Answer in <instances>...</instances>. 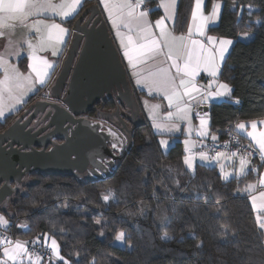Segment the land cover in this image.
<instances>
[{
    "label": "trees",
    "instance_id": "16d2710c",
    "mask_svg": "<svg viewBox=\"0 0 264 264\" xmlns=\"http://www.w3.org/2000/svg\"><path fill=\"white\" fill-rule=\"evenodd\" d=\"M192 1H178L175 30H184ZM220 1L218 26L209 31L234 39L220 79L233 88V101L239 98L241 103L226 99L210 104L214 131L240 120L264 117V0ZM82 3L80 13L89 5L99 7L96 0ZM150 14L155 16L158 11ZM245 32L253 38L238 39ZM18 63L24 69L25 57ZM126 77L135 107L130 114L129 106L119 102L117 111L131 137L114 174L92 178L68 173L28 174L20 184L24 191L16 190L6 206H0V214L11 225L6 231L14 239L27 242L45 234L54 236L68 264H264L263 230L256 223L249 196L241 192L246 181L257 179L263 162L256 163L255 171L251 167L246 174L232 175L228 181L222 179L215 163L196 162L194 169H188L183 162L182 140L171 136L174 141L170 149H163L159 143L162 135L141 112L139 95L145 92L134 86L128 72ZM40 91L0 119V131L29 103L45 97ZM95 102L106 113L116 107L107 104L111 101L106 96ZM91 114L98 113L90 109ZM109 191L114 196L105 202L102 197ZM222 206L225 211L217 214ZM141 208L143 215L139 214ZM161 210L168 217L163 224L157 219ZM121 231L125 233L123 246L115 240ZM165 233L172 239H161ZM197 244L202 247L197 248ZM62 262L51 258L44 264Z\"/></svg>",
    "mask_w": 264,
    "mask_h": 264
},
{
    "label": "snow or ice",
    "instance_id": "6c2138e0",
    "mask_svg": "<svg viewBox=\"0 0 264 264\" xmlns=\"http://www.w3.org/2000/svg\"><path fill=\"white\" fill-rule=\"evenodd\" d=\"M98 2L103 5L107 21L111 22V27L115 30V38L111 43L115 44L118 41V45L112 49V55L117 63L122 65L125 60L127 61L124 70H131V76L135 78V86L139 90L147 89L149 94H162L163 99L167 101L169 110L164 115L163 121L160 117L161 105H151L147 100L144 101V106L152 121V127L157 132L175 134L180 130V122L183 121L187 125L185 131L189 137L193 132H196L200 138L208 137L210 135L209 112L204 111L201 105L218 102L225 97L237 105L241 103L239 98H235L233 101L231 95L233 88L229 83L222 82L220 79L230 49L235 42L232 39L205 35V30L210 22L213 26H218L216 21L221 11L219 0H214L212 11L208 15L203 12L205 0H194L195 6L191 14L192 26L189 28L187 36L174 35L166 23L174 22L177 0H159L157 8H162L164 14L154 22L149 18L150 12L156 11L157 8H147L146 0H98ZM82 8V0H60L59 3L55 0H0V48H3V52H0V70L3 71V76L0 78V117H5L6 111L14 109L16 105L26 103L25 97L34 94V90L38 91V86H51L52 95H56L59 79L63 75L62 71L58 72V68L63 62L64 49L70 42L68 38L76 36L79 40L84 41L83 45H77L83 52L90 42L97 39L99 30L103 23H106H97L95 16L84 15L73 25L72 21L80 16ZM45 13H52L54 17H59L60 22L51 17L40 18ZM65 23L72 27H65ZM194 35L199 38H193ZM252 38L248 32H245L238 39L251 40ZM25 52L29 61L27 74L21 72L17 65L9 60V57L23 59L21 53ZM41 53H49V55ZM201 72L209 78L207 85L197 82V77ZM65 95L66 91L60 95L58 100L50 102L48 111L42 116L45 126L57 115V105L65 112H71L64 99ZM122 96L123 93L119 91L116 93L118 102L121 101ZM5 101L7 102L5 103ZM124 102L129 106L131 114L133 102L131 100H124ZM30 111H35V109ZM193 112L199 120V125L196 127L192 124ZM100 115L119 116L120 112L109 114L101 111ZM28 118V115L24 117L25 120ZM85 123L104 145L110 147L111 151V158L101 156L98 162L95 160V156L100 153L93 155V169L89 174L94 175L101 168H107V173L102 172V175L114 174L115 169L119 166L117 157L122 156L130 142L131 132L128 126L123 121L120 122L118 128L107 125L106 121H85ZM260 123L264 124V120H261ZM247 125H250V130L244 121L234 125L238 133L246 135L252 141L251 144L237 151H219L215 155H209L207 151L194 153L195 141L185 139L183 141L186 146V155L183 157L184 164L188 169H194L197 159L202 164L209 166L216 163L220 167L222 179L228 181L232 173L224 170L223 161H231L238 157L236 175L246 174L252 158V152L249 149L258 151L260 160L264 162V129H257L256 120L248 121ZM72 127L65 125L66 140L74 135ZM121 129L123 130L121 131ZM211 139L215 144L216 135L211 134ZM159 143L166 150L170 149L168 140H160ZM223 147H228L227 142ZM252 170L255 171V168L253 167ZM179 183V180L175 181L177 187H179ZM258 183L264 186V174L260 175ZM0 188L6 189L11 194H14L16 190L24 191L20 188L19 181L16 189H11L7 181L4 185H0ZM255 188L256 184H248L245 191ZM112 196L114 193L109 191L108 194L103 195L102 199L107 202ZM153 196L159 199L155 192H153ZM166 198L169 197L166 196ZM250 199L252 206L258 212L256 223L259 229L264 230V191H261L259 196H251ZM258 199L260 200L259 204H257ZM4 203L6 206V201ZM217 204H220L219 200ZM173 211H175L174 208ZM222 211H225L223 206L217 209V214ZM139 214H144L143 208L140 209ZM157 219L163 224L168 220V217L161 210V215ZM99 223L100 221H97V224ZM0 226H3L5 230L11 226L9 219L3 214H0ZM124 239L123 231L115 237L116 241ZM161 239L171 240L172 237L165 233ZM49 240L50 243H48ZM44 242L54 257L63 261V264H68V261L60 255V247L54 236L49 237L45 234ZM27 244V241H12L7 237L0 239V245H4L0 264H10V262L11 264H21L22 257L31 259L32 254L28 252ZM196 247L200 248L202 244H197ZM39 259L40 257L36 256L33 264H38Z\"/></svg>",
    "mask_w": 264,
    "mask_h": 264
},
{
    "label": "water",
    "instance_id": "95a60500",
    "mask_svg": "<svg viewBox=\"0 0 264 264\" xmlns=\"http://www.w3.org/2000/svg\"><path fill=\"white\" fill-rule=\"evenodd\" d=\"M84 15L95 16L97 23L105 22L99 8L96 5H89L76 18L73 25ZM111 41L113 40L106 23H103L99 30L97 39L90 42L83 52L77 45H83L84 41L72 36L58 71L63 73L59 79L60 88L65 85L64 99L71 112H65L57 105V115L45 126L48 127L46 134L51 139L58 137L62 141L53 143L49 140L48 142L52 144L46 149V144L34 140L42 136L41 130L38 127L33 128L29 123L32 119H38V122L42 120L43 114L48 111L51 100L48 97H39L29 103L7 127L0 131V185H4L7 181L11 189H15L16 184L18 181L21 182L23 176L35 171L78 175L77 171L82 170L87 163L93 166L95 153H100L95 156L97 162L100 161L101 156L111 158L110 147L104 145L85 123V121L100 120L80 115L86 112L91 104L104 93L111 94L114 89L124 94L129 93L126 71L123 64H118L112 55L115 44H112ZM38 105H41L39 109H37ZM33 109L35 111H30ZM60 111H63L62 115ZM26 115L29 117L28 120L24 119ZM251 120L257 121L258 130L264 129V124L260 123L264 117ZM251 120H240L236 123L244 121L250 130V125H247V122ZM65 125L73 126L74 135H71L68 140L65 139ZM233 130L243 139L252 143L249 137L238 133L234 126ZM58 131H61V134L57 133ZM36 143L41 145V148L35 147ZM261 174H264V166L258 174V181ZM10 195L11 193H8L6 189L0 188V206Z\"/></svg>",
    "mask_w": 264,
    "mask_h": 264
},
{
    "label": "crops",
    "instance_id": "0c3cea01",
    "mask_svg": "<svg viewBox=\"0 0 264 264\" xmlns=\"http://www.w3.org/2000/svg\"><path fill=\"white\" fill-rule=\"evenodd\" d=\"M96 1H97L98 6H99V7H98L99 10H101V11H100V12H101V15H102L104 21H105L106 24H107V27H108L109 33H110V35H111V37H112V40H113V39L115 38V30L112 29V27H111V22H110V21H107V14H106V12L103 11V5H100L99 2H98V0H96ZM178 1H179V0H177V6H178V3H179ZM55 2L59 3L60 0H55ZM82 2H83V0H82ZM219 2H220V4H221V8H222V1L219 0ZM158 3H159V0H146V7L149 8V9L157 8V4H158ZM213 3H214V0H205L204 7H203V12H204L205 15L210 14V12L212 11V5H213ZM194 6H195V4H194V0H193V1H192V4H191L190 13H189V16H188V18H187L186 26H185L184 30H182V31H177V30H175L174 26H175L176 15H175V18H174V22H173V21L166 22V23L168 24L169 29L173 32L174 35H176V36H181V35L187 36V35H188L189 28L192 26V18H191V14H192V11H193ZM176 10H177V8H176ZM156 11H158V14H157V15L152 16V15L150 14V17H149L150 20H152L153 22H154L156 19H158L161 15L164 14L162 8H157ZM150 13H151V12H150ZM219 16H220V15H219ZM44 17H51V18L55 19L57 22H60V18H59V17H54L52 13H45L44 16H43V17H40V18H44ZM218 20H219V17H218ZM218 20L216 21V24L218 23ZM64 26L67 27L65 24H64ZM212 26H213V25H212V23L210 22L209 25H208V27H207L206 30H205V35H213V36H217V37H223V38H227V39H232V40L234 41L233 38H229V37H225V36H219V35H217V34L211 33V32L209 31V28L212 27ZM249 34H250V33H249ZM250 35H251V34H250ZM242 36H243V34H242V35H239L238 38H240V37H242ZM193 38H199V37H197V36L194 35ZM68 39H69L70 42H69L67 48L69 47V45H70V43H71L72 37H70V38H68ZM241 40H243V39H241ZM243 41H244V40H243ZM115 45H118V41H116ZM67 48L64 49V56L62 57V60H63V58L65 57V54H66ZM0 52H3V48H0ZM41 54H42V55H49V53H41ZM120 54L122 55V52H121ZM21 56L25 57V68H24V69H22V68L19 66V63H18L19 60H20L19 57H9V60H10L11 63L16 64L17 67L20 69L21 72L27 74V72H28V67H27V65H28V63H29V61H28V59H27V53H26V52H25V53H21ZM126 64H127V61L125 60L123 66L125 67ZM60 65H61V64H60ZM126 72H128V74H129V76H130V78H131V81H132V83H133L134 86H135V78H133V77L131 76V70L129 69V70H127ZM2 76H3V71L0 70V78H2ZM208 79H209V78L206 77V74L203 73V72H201V73H200V76L197 77V82H198V84L207 85V83H208ZM127 81H128V80H127ZM221 81H222V80H221ZM222 82H224V81H222ZM135 87H136V86H135ZM40 88H41V91H40L41 93H40V94H41L42 96L48 97V95L51 93V86H47V87H39V86H38V90H39ZM136 88H138V87H136ZM48 89H50V91L47 92ZM57 90L60 91V86L57 87ZM138 90H139V88H138ZM34 92H36V91L34 90ZM143 92H145V94L140 93V95H139V103H140V107H141V109H142L141 112H142L143 116H144L146 119H148V117H149V115H148V111H147V109H146L145 106H144V101H145V100H147L151 105H156V104L161 105V108H160V115H161V113H163V114L165 115L166 112H167L169 109L167 108V101H166L165 99H163L162 94H157V93H151V94H149L148 91H147V89H144ZM30 95H31V94H29V96H30ZM29 96H28V97H29ZM28 97H25V99L27 100ZM129 97H130V96H129ZM130 98H131V97H130ZM226 99H228V98L225 97V98L220 99L219 101L226 100ZM219 101H218V102H219ZM6 102H7V101H5V103H6ZM211 103H212V102H210V103L207 104V105H201V107L203 108L204 111H208V112H209V107H210V104H211ZM23 104H24V103H22L21 105H16L14 109H11V110H9V111H6V115H7L8 113H10V112H13V111L17 110V109H18L19 107H21ZM133 107H135V103H133ZM137 115H138V111H137ZM192 115H193L192 124H193L194 127H196V126L199 125V120L196 118V116H195V112H193ZM209 117H210V115H209ZM2 118H3V117H0V119H2ZM149 122H150V121H149ZM151 125H152V124H151ZM185 126H187L185 122L180 123V130H182V131H180L179 133H176V134H170L171 136H179V138L182 140V149H183V151H184V153H185L184 155H186V152H185V147H186V146H185V144L183 143V141H184L183 138L186 137V134H185V133H182V132L184 131V127H185ZM209 131H210V135H209L210 138H211V134H215L216 137H217L216 132H215L214 130L211 129V126H210V120H209ZM156 132H157V131H156ZM157 133H159V132H157ZM159 134H160V133H159ZM184 134H185V135H184ZM161 135H166V134H161ZM172 139H174V137H172ZM172 139H171V140H172ZM187 139H190V140H192V141H195L196 146H195V148H193V151H194V153H195L196 150L200 147V144H201V141L199 140L200 137L197 136L196 132H193V133L191 134L190 137H189V136L187 137ZM244 140H245V139H244ZM245 141H247V140H245ZM247 142H248V141H247ZM248 143H250V142H248ZM250 144H251V143H250ZM197 153H198V152H197ZM196 162H200V161L197 159ZM196 162H195V163H196ZM238 163H239V159H236V158H233V160H231V161H227V160L223 161L224 168H225V167H229V170H234V171H235V168L233 167V165H238ZM254 164H256V163H254ZM252 166H254V165H252ZM263 166H264V165H263ZM263 166H262V167H263ZM262 167H261V168H262ZM250 168H251V166L249 165L247 170H249ZM261 168L259 169V172H260ZM233 175H236V173H233ZM10 196H11V195H10ZM10 196H9V197H10ZM7 199H8V198H7ZM7 199H6V201H7ZM47 235H48V234H47ZM48 236H49V235H48ZM44 237H45V235H43V236H42L41 238H39V239L36 238V239H34V240H32V241H33V242L35 241V242H38V243H45V242H44ZM49 237H51V236H49ZM16 240H20V239H15V240H13V241H16ZM20 241H25V240H20ZM48 243H50V240L48 241ZM3 246H4V245H0L1 257L3 256V251H2ZM39 257H40V259H39L38 264H44V262H47L46 260L42 259V256H39ZM52 257H53V258H56V257H54L53 255H52ZM31 260L35 261V257L31 256V259H29V258H27V257H22V258H21V264H30L29 262H30ZM10 264H11V262H10Z\"/></svg>",
    "mask_w": 264,
    "mask_h": 264
},
{
    "label": "flooded vegetation",
    "instance_id": "af4514ba",
    "mask_svg": "<svg viewBox=\"0 0 264 264\" xmlns=\"http://www.w3.org/2000/svg\"><path fill=\"white\" fill-rule=\"evenodd\" d=\"M58 86H60V80H59V84H58ZM57 86V87H58ZM64 90H65V85H63L61 88H60V92H58L59 90H57V93H56V95H52V93H50L49 95H48V99L49 100H51V101H56V100H58L59 98H60V95L62 94V93H64ZM118 92V90L117 89H114V90H112L111 91V94H107V93H104L101 97H108L109 99H110V103L108 102L107 104L109 105V104H112L113 103V105L115 106L116 105V107H115V109H109V111L107 112V113H109V114H111V113H115L116 111H117V109H118V106H119V102L117 101V97H116V93ZM122 92H123V88H122ZM130 97H129V93L128 94H124L123 93V96H122V98H121V100L122 101H124V100H128ZM41 107V105H38L37 106V109H39ZM133 108V107H132ZM90 109H94L95 110V112H97L98 114H96V115H93V114H91L90 115ZM23 111V110H22ZM101 111H103L104 113H106L104 110H103V107L102 106H100V105H97L96 104V102H93L92 104H91V106H90V108L86 111V112H84V113H81L80 115H83V116H85V117H87V118H91V119H96V120H100V121H106V124L107 125H110V126H112L113 128H118L119 127V125H120V122L121 121H123V119H122V115L120 114L119 116H116V115H110V116H101L100 115V112ZM115 111V112H114ZM21 113V112H20ZM19 113V114H20ZM62 113H63V111H60V114L62 115ZM18 114V115H19ZM17 115V116H18ZM16 116V117H17ZM126 117H129V115L128 114H126L125 115ZM40 118H41V115H40ZM34 121H36V122H34ZM29 125H32L33 126V128H36V127H38V128H40V133H41V135H39V136H41V137H39V138H35L34 140H36V141H38V142H42V143H44V144H46V146H45V148L47 149V148H49L50 146H51V142H53V143H59V142H61L62 141V139L61 138H58V137H54V138H52L51 139V137H49L47 134H46V132L48 131V127H45V122L43 121V120H41L39 123H38V119H36V120H34V119H32L31 121H30V123H29ZM123 129H121V131H122ZM57 133H59V134H61V131H58ZM49 140H51V142H48ZM35 147H37V148H41V145H38L37 143L35 144ZM106 157H108V158H110L109 156H106ZM119 159H120V157H117V163H118V161H119ZM92 169H93V166L90 164V163H87L86 165H85V167L82 169V170H78L77 171V173H78V175H76V176H78V177H86V178H92V177H95V176H99V175H101V173L103 172V173H107V168H105L104 170H98L97 172H96V174H94V175H90L89 173L92 171ZM35 172H38V171H35ZM34 173V172H33ZM28 174H30V173H28ZM28 174L27 175H25V176H23L22 178H21V182H20V184L22 183V181H24L26 178H28ZM75 175V174H74ZM13 184H14V182H12ZM16 186H17V184H16ZM16 189V188H15Z\"/></svg>",
    "mask_w": 264,
    "mask_h": 264
},
{
    "label": "built area",
    "instance_id": "2783aa9c",
    "mask_svg": "<svg viewBox=\"0 0 264 264\" xmlns=\"http://www.w3.org/2000/svg\"><path fill=\"white\" fill-rule=\"evenodd\" d=\"M233 126H234L233 124H227L222 128L215 130L217 134V141L215 142V144L209 136L205 138H200L199 140L201 141L202 139V143L200 144V147L196 150L195 153L201 151H207L209 155H215V153L219 151L232 152V151H237L238 149H242L245 146H248L250 143L245 141L240 135L234 132ZM226 142L228 145L227 148L223 147ZM249 151L252 152L251 160L258 157L259 154L258 151L254 149H249ZM236 159H238V157H236ZM4 237H7V239L12 241L15 240L9 234V232H7L5 229L0 227V239ZM26 247L28 252L32 254L33 257L42 256V259L46 261L53 258L51 250L45 246V243H37V242L33 243L32 241V242H28Z\"/></svg>",
    "mask_w": 264,
    "mask_h": 264
},
{
    "label": "rangeland",
    "instance_id": "374dc122",
    "mask_svg": "<svg viewBox=\"0 0 264 264\" xmlns=\"http://www.w3.org/2000/svg\"><path fill=\"white\" fill-rule=\"evenodd\" d=\"M59 68H60V66H59ZM59 68H58V71H59ZM48 91H50V89H48L47 92H48ZM48 98H49V97H48ZM160 117H161V121H163L164 114L161 113ZM148 120H149L150 123L152 124V121H151V118H150V117H148ZM39 122H40V121H39ZM39 122H38V123H39ZM182 122H183V121H182ZM182 122H180V123H182ZM186 127H187V126L184 127V131L182 132V133H185V134H186V137L183 138L184 140L187 139V137H188V134H187L186 131H185ZM153 129H154V128H153ZM154 130L157 131L156 129H154ZM180 131H182V130H179V131L176 132V133H179ZM176 133H175V134H176ZM164 134H166V135H162V137H159L160 140H168L169 143L171 144L172 141H174V140H171V139H172L171 135L168 134V133H164ZM185 134H184V135H185ZM162 147H163L164 150H166L164 146H162ZM193 152H194V151H193ZM258 162H260V161H255V160H254V161H251V163H250L249 165L252 167V169H253V167H254L255 170H256V169H257V164H255L254 166H252V163H258ZM215 164H216V163H215ZM217 165H218V164H217ZM218 167H219V165H218ZM233 167L236 169V168H238V165H233ZM219 168H220V167H219ZM224 170L227 171V172L232 173V175H233V173H236L234 170H229V167H225ZM232 175H231V176H232ZM248 184H256V188H255V189H251V190H247V191H245V189H246V187H247ZM261 191H264V187H260V186L258 185V180H257V179L246 181L245 184L243 185L242 189H241V192H242V193H246V194L249 196V200H250L251 206H252V201H251L250 197L253 196V195L259 196V193H260ZM11 195H12V194H11ZM259 203H260V200L258 199L257 204H259ZM252 209H253V211H254L255 219H257V215H258L257 209L254 208L253 206H252ZM23 228H25V226H23ZM263 233H264V230H263ZM263 235H264V234H263ZM116 243H118L119 245H122V246L124 245V241H116ZM33 262H34V261L31 260L29 263H30V264H33ZM62 263H63V262H62Z\"/></svg>",
    "mask_w": 264,
    "mask_h": 264
},
{
    "label": "bare ground",
    "instance_id": "6f19581e",
    "mask_svg": "<svg viewBox=\"0 0 264 264\" xmlns=\"http://www.w3.org/2000/svg\"><path fill=\"white\" fill-rule=\"evenodd\" d=\"M116 46V45H115ZM128 100H131L133 103L135 102V99L134 98H129ZM124 102V101H123ZM125 103V102H124ZM126 104V103H125ZM261 161L260 160V157H259V154H258V157L254 158L253 160L251 161ZM263 165H264V162H263ZM257 180H258V177H257Z\"/></svg>",
    "mask_w": 264,
    "mask_h": 264
}]
</instances>
